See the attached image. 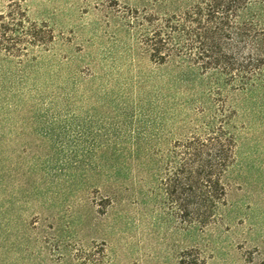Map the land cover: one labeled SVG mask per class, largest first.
<instances>
[{
	"label": "rangeland",
	"instance_id": "1",
	"mask_svg": "<svg viewBox=\"0 0 264 264\" xmlns=\"http://www.w3.org/2000/svg\"><path fill=\"white\" fill-rule=\"evenodd\" d=\"M22 1L54 40L0 58V264H264V74L236 93L152 63L123 11L154 0ZM221 125L226 205L191 224L166 193L174 145Z\"/></svg>",
	"mask_w": 264,
	"mask_h": 264
},
{
	"label": "trees",
	"instance_id": "2",
	"mask_svg": "<svg viewBox=\"0 0 264 264\" xmlns=\"http://www.w3.org/2000/svg\"><path fill=\"white\" fill-rule=\"evenodd\" d=\"M128 27L155 65L181 64L215 73L236 93L258 87L264 74V0H154L124 7ZM54 40L31 19L22 0L0 11V58L25 64L33 50ZM174 173L166 183L170 204L191 224L206 226L226 205L222 177L236 160V143L224 126L174 145Z\"/></svg>",
	"mask_w": 264,
	"mask_h": 264
}]
</instances>
